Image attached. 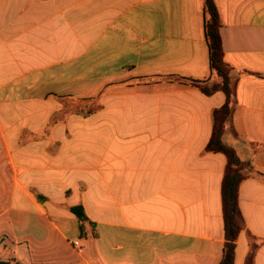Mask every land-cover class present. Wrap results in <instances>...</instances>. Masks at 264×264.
<instances>
[{
    "label": "crops",
    "instance_id": "0c3cea01",
    "mask_svg": "<svg viewBox=\"0 0 264 264\" xmlns=\"http://www.w3.org/2000/svg\"><path fill=\"white\" fill-rule=\"evenodd\" d=\"M214 3L247 176L234 264L251 238L264 264V0ZM204 21V0H0V264L220 263L226 96L184 83L220 84Z\"/></svg>",
    "mask_w": 264,
    "mask_h": 264
},
{
    "label": "trees",
    "instance_id": "16d2710c",
    "mask_svg": "<svg viewBox=\"0 0 264 264\" xmlns=\"http://www.w3.org/2000/svg\"><path fill=\"white\" fill-rule=\"evenodd\" d=\"M204 35L208 48L209 68L220 78L217 88H207L206 81L185 80V84L197 87L205 95H211L214 91H222L226 96L224 105L212 112V133L206 146V152L221 153L226 158V166L221 183V203L224 223V246L222 258L219 264H234L236 242L240 233L244 230L245 223L242 217L238 193L242 182L247 178L245 167L235 150L224 143L223 133L226 122L232 115L230 107V76L229 69L223 60V51L220 38L221 22L214 0H204ZM70 211L81 223L86 222L82 206H74ZM258 244L255 239H250L249 252L245 264H254V258Z\"/></svg>",
    "mask_w": 264,
    "mask_h": 264
},
{
    "label": "rangeland",
    "instance_id": "374dc122",
    "mask_svg": "<svg viewBox=\"0 0 264 264\" xmlns=\"http://www.w3.org/2000/svg\"><path fill=\"white\" fill-rule=\"evenodd\" d=\"M76 109L77 110H80V109H82L83 110V112H87V111H90V110H92V107L91 106H88V105H84V104H79V105H77L76 106Z\"/></svg>",
    "mask_w": 264,
    "mask_h": 264
},
{
    "label": "built area",
    "instance_id": "2783aa9c",
    "mask_svg": "<svg viewBox=\"0 0 264 264\" xmlns=\"http://www.w3.org/2000/svg\"><path fill=\"white\" fill-rule=\"evenodd\" d=\"M72 244H73V246H74L76 249H78V250L81 249V246H80V243H79L78 240L73 241Z\"/></svg>",
    "mask_w": 264,
    "mask_h": 264
}]
</instances>
